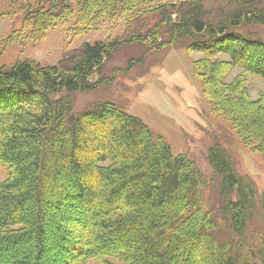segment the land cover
<instances>
[{"label":"trees","instance_id":"obj_1","mask_svg":"<svg viewBox=\"0 0 264 264\" xmlns=\"http://www.w3.org/2000/svg\"><path fill=\"white\" fill-rule=\"evenodd\" d=\"M17 1L33 43L75 13L82 24L125 18L146 26L122 43H85L58 65L0 68V264H264V236L247 244L249 222L264 219V193L258 201L256 184L219 142L207 151L221 200L213 212L195 163L175 157L164 136L117 103L79 112L74 104V94L116 81L120 70L103 72L124 46L202 52L195 73L212 112L264 157V99L251 97L243 75L225 81L233 68L264 79V42L241 32L264 25V0L230 1L235 10L217 9L221 22L205 0ZM18 41L14 34L4 48ZM223 54L229 62L213 61Z\"/></svg>","mask_w":264,"mask_h":264},{"label":"rangeland","instance_id":"obj_2","mask_svg":"<svg viewBox=\"0 0 264 264\" xmlns=\"http://www.w3.org/2000/svg\"><path fill=\"white\" fill-rule=\"evenodd\" d=\"M230 1L205 0L212 21L221 22L224 19V13H220L218 8H224L227 12L236 9L228 10ZM178 2L185 1L163 0L162 4ZM21 6V1L0 0V68H11L18 62H34L43 67L58 65L85 43H122L136 34V26H146L142 20L140 24H127L125 18L82 24L77 22L75 13L74 17L62 24H54L42 41L33 43L29 40L28 31H23ZM247 31L255 34L254 39L264 42V25H248L241 32ZM14 34L19 37L18 43L4 48L6 40ZM144 48L128 45L114 53L103 73L107 76H111L115 70L122 73L116 75L113 84L102 87L96 93L74 94L75 110L82 111L97 102H114L128 114L143 120L155 134L165 137L175 157L185 155L195 163L205 184V208L213 212H219L221 200L216 191L218 180L209 165L207 151L215 142H219L233 157L239 175L248 177L256 184L260 201L264 193V157L230 131V123L212 112V105L203 93L202 81L195 73V62L202 59L204 53L178 48L146 54ZM213 61L229 62L230 57L223 54L213 58ZM129 66L131 71L124 73L123 70ZM238 74L245 77V87L253 99H264V79L258 76L233 68L225 81H232ZM5 178L6 170L0 166V182ZM61 216L63 221L70 222L63 213ZM221 218L222 214L219 213L216 220L221 221ZM248 225L247 244L253 249L255 242L258 243L264 236V219L258 213Z\"/></svg>","mask_w":264,"mask_h":264},{"label":"crops","instance_id":"obj_3","mask_svg":"<svg viewBox=\"0 0 264 264\" xmlns=\"http://www.w3.org/2000/svg\"><path fill=\"white\" fill-rule=\"evenodd\" d=\"M184 1H186V0H184Z\"/></svg>","mask_w":264,"mask_h":264}]
</instances>
